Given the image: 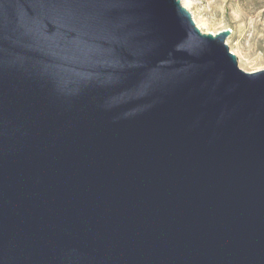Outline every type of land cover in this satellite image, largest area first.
<instances>
[{
    "label": "water",
    "instance_id": "95a60500",
    "mask_svg": "<svg viewBox=\"0 0 264 264\" xmlns=\"http://www.w3.org/2000/svg\"><path fill=\"white\" fill-rule=\"evenodd\" d=\"M180 0H0V264H264V70Z\"/></svg>",
    "mask_w": 264,
    "mask_h": 264
},
{
    "label": "rangeland",
    "instance_id": "374dc122",
    "mask_svg": "<svg viewBox=\"0 0 264 264\" xmlns=\"http://www.w3.org/2000/svg\"><path fill=\"white\" fill-rule=\"evenodd\" d=\"M203 33L229 30L226 38L247 73L264 70V0H180Z\"/></svg>",
    "mask_w": 264,
    "mask_h": 264
}]
</instances>
